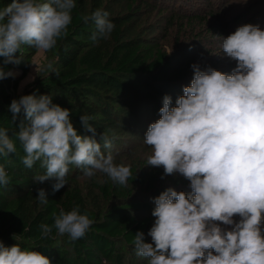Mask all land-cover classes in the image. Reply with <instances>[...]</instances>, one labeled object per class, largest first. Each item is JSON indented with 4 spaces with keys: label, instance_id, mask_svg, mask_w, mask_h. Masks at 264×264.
<instances>
[{
    "label": "clouds",
    "instance_id": "9594fccd",
    "mask_svg": "<svg viewBox=\"0 0 264 264\" xmlns=\"http://www.w3.org/2000/svg\"><path fill=\"white\" fill-rule=\"evenodd\" d=\"M75 6V0H12L0 9L4 64L19 65L22 57L14 54L22 46L52 50L67 35ZM109 15L97 9L91 17H83L94 22L93 42L108 39L113 32ZM221 50L236 61L232 73L191 65L190 85L183 87L175 106L171 96L163 97L160 118L145 133L144 143L152 149L147 166L163 167L164 176L179 173L191 188L186 193L169 187L152 198L155 220L148 232L152 242H145L142 231L133 241L136 255L147 258L148 264H264V30L242 25L222 39ZM15 75L0 68V80ZM9 111L13 122L24 113L16 133L25 152L23 164L30 169L39 161L45 169L33 177L34 184L55 178V193L67 185L69 165H75L89 178L100 172L127 186L130 167L115 163L113 153L105 152L112 141L104 133L102 144L97 141L90 116L81 115L80 121L91 135H78L70 110L53 103L51 95L35 92L13 99ZM15 151L7 130L0 128V156ZM9 182L0 166V185ZM37 191L39 202L46 204V191ZM92 224L77 206L69 212L61 209L52 226L42 223L39 228L42 237L54 227L76 241ZM0 264L51 261L38 251L21 250L17 244L8 248L0 242Z\"/></svg>",
    "mask_w": 264,
    "mask_h": 264
},
{
    "label": "trees",
    "instance_id": "16d2710c",
    "mask_svg": "<svg viewBox=\"0 0 264 264\" xmlns=\"http://www.w3.org/2000/svg\"><path fill=\"white\" fill-rule=\"evenodd\" d=\"M11 2L0 0V9ZM75 4L67 35L59 38L56 44L55 70L59 75L54 72L41 74L21 94L0 80V128L7 130L16 147L15 153L0 156V166L10 177L7 186L0 185V242L8 248L17 244L21 250L38 251L48 257L51 264H133L129 262L128 255H136L133 243L136 232L142 231L148 243V232L154 224L151 205H127L112 208L100 215L87 208L77 187L68 191L64 187L55 193L47 192L48 202L41 204L37 198L39 184L33 183V177L44 174L45 169L39 161L30 169L23 164L25 152L16 133L20 121L24 120V113L21 111L13 122L9 105L13 99L34 92L37 96L51 95L53 103L70 110V120L78 135L90 136L91 133L82 127L80 116H90V123L95 127L111 125L112 122L101 115L113 112L116 107L126 106L124 97L129 95L126 81L140 82L151 94L150 97L169 95L176 102L183 95V87L191 83L192 64L174 61L169 54L155 46L136 45L123 40L125 23L118 17L109 18L115 25L110 37L93 42L90 37L95 31L94 22L91 19L85 22L83 17H91L100 6L84 15L81 0H75ZM169 16L172 25H176L177 15L171 13ZM31 50L30 46H22L20 52L14 54L22 57L19 65H5V58L0 57V68L5 71L18 68L24 73L28 72L30 62L24 58L31 54ZM203 57L197 59L203 60ZM204 65H201V69ZM6 79L16 81L15 77ZM159 108L155 106L151 109L154 115ZM68 175L67 185L73 183ZM45 182L54 184L55 178ZM118 196L121 199L124 195L120 193ZM33 201L38 204L36 211H33ZM77 206L80 214H87L93 221L84 237L71 241L67 249L55 246L59 233L54 227L47 237H42L40 224L52 226L61 209L69 212ZM140 212L148 216L141 218ZM119 248H125V251Z\"/></svg>",
    "mask_w": 264,
    "mask_h": 264
},
{
    "label": "rangeland",
    "instance_id": "374dc122",
    "mask_svg": "<svg viewBox=\"0 0 264 264\" xmlns=\"http://www.w3.org/2000/svg\"><path fill=\"white\" fill-rule=\"evenodd\" d=\"M81 5L84 15L100 6V9L109 12V18H121L125 23L123 40L136 45L155 46L159 51L169 54L174 61L190 62L200 68L205 64L201 70L210 67L226 74L232 73L236 61L228 58L221 50L222 39L245 24L258 25L264 30V0H81ZM171 13L178 18L174 26L169 21ZM31 49V54L24 58L30 62L28 72L24 73L16 68L13 70L16 73L15 82L1 80L5 85L16 89L18 94L28 88L39 75L51 74L56 67L57 46L47 52L33 47ZM200 56H204V59H197ZM48 64L52 65V69L47 68ZM192 71L190 81L194 75ZM126 86L129 89V95L124 97L126 106L116 107L113 112L101 115L107 117L112 124L97 125L95 138L102 144L100 134L107 135L112 141V148L105 152L113 153L115 163L130 167L132 176L127 186L114 183L100 172L89 178L84 175L83 168L71 165L69 172L72 173L68 178L73 183L65 185L64 189L68 191L77 187L87 208L100 215L112 208L119 209L134 204L151 205L153 211L155 204L152 198L169 187L191 193L190 182L181 174L164 176L163 167L156 168L146 164L152 149L144 143L145 133L149 125L160 118L159 109L163 98L153 95L150 97L151 94L138 81H126ZM155 106L160 107L156 115L151 111ZM172 106H175L174 101ZM52 185L51 182H44L37 188H43L47 193L52 191ZM120 193L124 195L121 199L118 196ZM32 205L33 211H36L38 204L33 201ZM139 216L143 218L148 214L140 212ZM71 241L67 234H58L55 246L67 249ZM151 242L149 236L148 243ZM119 250L125 251V248ZM129 258V262L133 264L148 262L147 258L134 254L128 255Z\"/></svg>",
    "mask_w": 264,
    "mask_h": 264
}]
</instances>
